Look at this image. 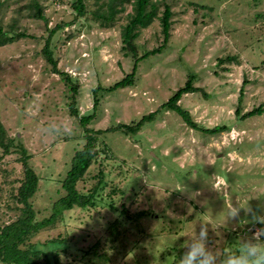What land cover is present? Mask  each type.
<instances>
[{
  "label": "rangeland",
  "instance_id": "obj_1",
  "mask_svg": "<svg viewBox=\"0 0 264 264\" xmlns=\"http://www.w3.org/2000/svg\"><path fill=\"white\" fill-rule=\"evenodd\" d=\"M39 2L48 28L73 19L67 4ZM155 2L159 17L141 31L135 44L138 56L161 45L162 49L138 62L132 85L98 91L99 105L87 125L104 131L100 138L113 154L104 163V192L94 208L66 211L32 239L46 252L51 249L49 240L62 238L65 242L57 245L68 258L79 260L96 240L105 239L109 223L119 218L118 239L107 248L110 264H175L201 223L208 228L207 246L218 254L237 249L240 239L259 228L253 217L264 216V0ZM24 4H13L4 22L19 10V30L35 38L0 46V123L25 148L28 164L39 177L31 198L39 221L62 196L61 181L73 154L84 145L79 120L92 114L93 90L124 78L133 59L121 49L118 26L103 31L92 20H77L58 30L50 49L59 70L77 84V117L72 116L70 94L41 54L47 36L43 22L27 18ZM166 5L171 17L164 42L161 19ZM227 55L236 59L217 63ZM188 75L202 92L184 94L181 107L203 128L224 125L225 130L201 133L174 112L159 110L133 136L106 131L158 110L184 86ZM241 88L240 115L259 106L261 115L242 121L235 115ZM17 158L1 157L0 151L3 190L10 192L18 185ZM97 169L96 164L90 167L80 190L95 183ZM4 180L8 184L2 185ZM228 203L240 204L237 218L225 219ZM122 207L128 214L146 211L149 216L128 220L120 213ZM14 215L0 213V223Z\"/></svg>",
  "mask_w": 264,
  "mask_h": 264
},
{
  "label": "trees",
  "instance_id": "obj_2",
  "mask_svg": "<svg viewBox=\"0 0 264 264\" xmlns=\"http://www.w3.org/2000/svg\"><path fill=\"white\" fill-rule=\"evenodd\" d=\"M39 1L0 0V46L11 43L16 39L35 38L33 35L27 34L23 29L19 30L20 25L18 23L23 18L19 10L14 12V16L11 17L10 22H4L5 13L11 9L13 4L25 3L24 6L29 9L26 17L40 19L43 22L47 36L41 54L50 66L49 70L51 73L60 76L65 88L68 90L70 97L67 105L69 107V113L72 116L77 117L75 107L77 84L72 81L68 73L59 70L57 62L53 58L52 50L50 49V40L58 30L64 26L71 25L70 23L77 20H92L103 31L118 26L121 30V49L126 55L131 56L133 66L129 74L115 82L112 86L104 89L98 87L93 90L92 114L83 116L79 120L84 145L73 154L70 167L61 181L62 196L51 203L49 216L39 221L35 220V212L31 202V198L38 187L39 177L28 164L29 155L25 148L18 142L16 136L8 135L0 123L1 157L9 154H17V161L21 164V177L16 180L18 185L15 189L9 192V190L0 188L1 192L4 191V197L0 196V213L3 212L5 215L10 212L15 213L7 221L0 223V264H110V256L107 248H113L114 243L118 239L119 229L122 224L119 218H115L109 223L105 239L96 240L94 244L85 250L79 260L68 258L66 250L62 246L57 245L64 243L65 239L56 238L49 240L50 252H46L44 249L36 246L32 242V239L43 229L54 226L61 219L64 212L73 208L92 209L96 206L97 201H99L106 187V182L104 181L105 159L111 158L113 154L107 144L100 138V135L104 131H94L87 126L94 118L99 105L97 93L100 90L112 92L132 85L138 62L149 55L158 53L162 49L163 45L145 51L142 55L138 56L137 45L135 44L141 31L148 28L159 17L160 9L155 0H51L59 6L69 5L73 12V19L70 23H58L50 29L47 27V19L44 16ZM197 7L196 5L195 8ZM200 9L204 10L206 7L201 6ZM170 17V8L166 5L162 11L161 19L164 42L168 37ZM234 59H236V56L227 55L219 58L217 63L220 64ZM193 80L194 76L188 75L183 87L177 89L167 101L161 104L158 110L143 116L138 122H131L130 124L120 123L106 131L119 132L124 136H133L140 131L144 123L154 120L159 110L174 112L187 127L200 131L201 133L215 134L225 130L226 127L224 125L215 126L211 129L203 128L194 122L187 110L181 107L180 100L184 94L202 92L200 88L193 86ZM241 98L242 88L239 90L235 110V115L239 117V120H246L263 113L261 106H259L240 115ZM93 164H96L98 168L96 174L92 176L96 181L90 188L82 191L78 188V185L84 182L85 176ZM6 184L8 183L5 180L2 181V185ZM110 193L114 192L110 191ZM120 213L125 215L126 219H131L132 221H137L140 217L149 216L146 211L128 214L127 210L123 207ZM261 226L264 225H258V227Z\"/></svg>",
  "mask_w": 264,
  "mask_h": 264
},
{
  "label": "clouds",
  "instance_id": "obj_3",
  "mask_svg": "<svg viewBox=\"0 0 264 264\" xmlns=\"http://www.w3.org/2000/svg\"><path fill=\"white\" fill-rule=\"evenodd\" d=\"M240 207V204L233 206L228 203L224 210L225 219L237 218ZM253 219L264 225V216H254ZM207 240L208 228L201 223L199 231L193 232L185 242L186 250L175 260V264H264V226L240 239L237 249L222 254L207 246Z\"/></svg>",
  "mask_w": 264,
  "mask_h": 264
}]
</instances>
